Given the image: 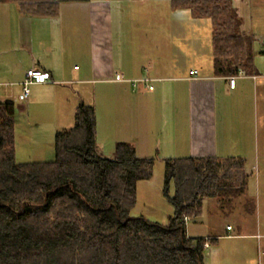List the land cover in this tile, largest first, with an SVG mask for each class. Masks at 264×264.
Segmentation results:
<instances>
[{
	"label": "trees",
	"instance_id": "obj_1",
	"mask_svg": "<svg viewBox=\"0 0 264 264\" xmlns=\"http://www.w3.org/2000/svg\"><path fill=\"white\" fill-rule=\"evenodd\" d=\"M8 1L21 3L0 0ZM182 1L208 12L200 0ZM217 9L216 4L214 17ZM50 10L42 14L56 13ZM20 11L40 12L21 5ZM236 17L232 34L213 23L216 75L256 74L254 38ZM230 53L239 58L234 66ZM15 127L13 104L0 102V264H205L206 242L216 238L188 235L185 217L200 216L207 197L241 193L247 177L240 156L163 158L165 193L174 211L162 223L131 215L138 182L153 176L156 159L141 157L128 141L116 142L112 157L103 156L92 105L78 104L74 124L56 133L52 161L19 162Z\"/></svg>",
	"mask_w": 264,
	"mask_h": 264
},
{
	"label": "rangeland",
	"instance_id": "obj_2",
	"mask_svg": "<svg viewBox=\"0 0 264 264\" xmlns=\"http://www.w3.org/2000/svg\"><path fill=\"white\" fill-rule=\"evenodd\" d=\"M29 1L7 2L6 8L20 11L21 5L24 10L29 8L30 11H40L36 14L39 16H31V19H34L39 34H51L54 48L53 58L50 55L49 59H61L65 69L61 78H68L69 81H53L49 85L51 88L46 91L49 98L57 97L60 100V113L57 112V107L47 103L50 107L45 113L42 104H38L31 114L25 128H31L34 141H18L19 146H22L17 157L19 162H28V159L34 162L55 159L56 131L52 127L58 123L62 127H71L75 122L76 106L81 102L92 104L93 84H83L77 80L84 71L88 77L98 76L90 68L96 61H108L111 69L116 64L125 65L129 70H132L131 66L126 63L136 61L135 65L140 62V66L149 67L154 63L156 72L161 74H169L170 71L175 74L176 69L185 70L186 65L187 68L198 67L212 58L214 21L220 27L218 31L227 30L228 34H232L238 27L236 13L239 14L245 32L254 38V73L261 76L253 82L256 98H251L255 101L254 105L244 101L247 112L242 129H238L240 138L230 137L228 141H220V148L212 141L211 147L217 158L227 157H220L221 150L229 154L239 151L240 157L245 160L247 177L244 178V189L241 193L207 197L203 213L187 220V232L191 236L198 235L197 237L217 235L216 240L210 241V250L204 253L205 258H209L206 264H264V0H221L219 3L214 0H200L201 8L208 11L206 15L203 11L200 13L197 6L193 11L191 5H184L182 0H76L61 3L53 0ZM216 4L219 14L214 17L216 13L212 11ZM52 8L56 9V13L45 18L46 15L42 13L50 12ZM85 13L87 20L83 17ZM70 15L74 16L69 17ZM206 27L210 28V32ZM97 42L104 50L95 51ZM229 55L234 66L239 59L238 55ZM161 60L164 62H159ZM223 60L228 67L229 60ZM197 70L199 71L198 68ZM192 73L190 79L201 78L199 73L198 77H191ZM239 74L245 73L241 71ZM252 76L257 77L255 74ZM230 77L237 78V75ZM144 78H149L151 82L161 80ZM122 81L130 82L131 79L123 77ZM49 82L52 81L42 83ZM82 88L87 90L83 97L78 93ZM189 89L188 84V92ZM17 97L13 95L10 99L17 102ZM233 98L234 96L230 102H233ZM20 116L16 115V120ZM155 159L153 176L138 182L137 201L131 209V215H142L153 221L167 223L174 209L165 193L164 159L159 156ZM173 194L172 184L170 195ZM228 225L233 227L232 231L227 232ZM228 233L241 237H227Z\"/></svg>",
	"mask_w": 264,
	"mask_h": 264
},
{
	"label": "crops",
	"instance_id": "obj_3",
	"mask_svg": "<svg viewBox=\"0 0 264 264\" xmlns=\"http://www.w3.org/2000/svg\"><path fill=\"white\" fill-rule=\"evenodd\" d=\"M6 3L0 2V102H11L15 117L21 115L19 120H16L15 127L18 157L22 148L18 141H34L31 128L26 129L25 124L37 105L42 104L45 113L50 107L47 103H50L57 107V112L60 113V100L57 97L51 99L46 95L48 88H51L49 85L53 84V81L62 82L69 79L61 78L65 74L61 59L60 61L49 59L54 48L53 38L48 32L39 34L34 19H31V16L39 15H25L22 11L11 8H8V11ZM48 17L49 15H46L45 18ZM83 17L87 20L86 13ZM206 29L210 32L209 27ZM99 45L100 43H95V51L104 50L103 46ZM135 62L126 63L130 64L132 70L125 65L116 64L111 69L108 61L99 59L94 66H90L92 73H98V76L88 77L84 71L77 80L83 84H93V102L88 105L95 109L96 141L98 151L103 156L112 157L116 142L128 141L137 146L141 157L146 158L215 157L211 147L212 141L220 148L222 146L220 141H228L230 137L240 138L238 129H242L244 115L247 112L244 101L254 105L256 92L253 82L261 76L260 74H255L256 78L252 76L253 74H236L235 87H231L229 77L233 75H216L213 55L210 61L198 67L187 68L186 65L185 70L178 71L175 68L177 72L175 74H171V71L169 74L156 72L154 63L149 67L140 66V62L135 65ZM159 62L163 63L164 60ZM33 67L49 71L52 82L31 85V95L24 101L21 98L20 83L26 71ZM197 68L201 78L190 79V73ZM180 72L183 74H178ZM123 77L126 79L151 77L161 80L152 81L154 89H149L148 84L142 81L133 85L131 82L122 81ZM141 82L143 85H140ZM78 93L83 97L87 90L82 88ZM13 95L18 96L17 102L10 99ZM232 96L233 102H230ZM59 125L58 123L52 127V130L57 133L63 128H68ZM219 155L229 157L240 156L241 153L235 151L229 154L221 150ZM232 229L230 225L227 226V232ZM262 235L264 236V233ZM216 236L199 237L212 239ZM233 236L241 237L238 234H227V237ZM242 236L245 237L243 234ZM208 241L209 247L206 250L212 247L210 240ZM208 261L209 258L206 257L204 262Z\"/></svg>",
	"mask_w": 264,
	"mask_h": 264
},
{
	"label": "built area",
	"instance_id": "obj_4",
	"mask_svg": "<svg viewBox=\"0 0 264 264\" xmlns=\"http://www.w3.org/2000/svg\"><path fill=\"white\" fill-rule=\"evenodd\" d=\"M198 70H194L191 77H198L197 75ZM143 80L142 82L147 83L150 89H154V85L151 81H149V78L140 79ZM139 79H131V83L133 85H137L138 82H140ZM51 81V73L49 71L43 70L41 68H29L26 71L24 79L21 81V98L23 100H28L31 95V85L36 83H42V82H48ZM151 82V83H150ZM230 86L235 87L236 84V77H230L229 79ZM1 96V94H0ZM186 220L189 219V217H185ZM206 247H209V241L206 242Z\"/></svg>",
	"mask_w": 264,
	"mask_h": 264
}]
</instances>
